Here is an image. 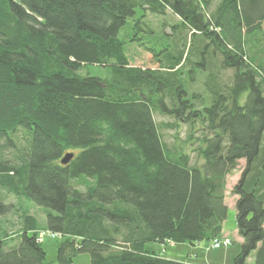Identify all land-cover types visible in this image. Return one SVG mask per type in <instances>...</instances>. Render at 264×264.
Segmentation results:
<instances>
[{
  "label": "trees",
  "instance_id": "obj_1",
  "mask_svg": "<svg viewBox=\"0 0 264 264\" xmlns=\"http://www.w3.org/2000/svg\"><path fill=\"white\" fill-rule=\"evenodd\" d=\"M147 14L157 68L131 65L118 37ZM263 24L264 0H0V216L7 195L45 216L22 211L0 264H49L42 230L63 237L56 264H183L146 245L230 244L240 160L233 264H264Z\"/></svg>",
  "mask_w": 264,
  "mask_h": 264
},
{
  "label": "rangeland",
  "instance_id": "obj_2",
  "mask_svg": "<svg viewBox=\"0 0 264 264\" xmlns=\"http://www.w3.org/2000/svg\"><path fill=\"white\" fill-rule=\"evenodd\" d=\"M130 18L127 20V24L118 32V37L125 39L126 44V54L130 58L131 65L140 66L143 68H157V64L153 63L151 55L143 49L141 43H145V46H151L154 42L161 43V35L163 32L159 26V18L150 14H147V19H143L144 23L140 25V30H135L131 26L134 23V19ZM148 21V22H147ZM160 27V26H159ZM264 29V24H263ZM151 32V33H150ZM165 32L169 33L170 29L165 28ZM129 38L136 39L134 41H129ZM92 75H99L96 68H91ZM102 75V73L100 72ZM226 75H230L229 71L225 72ZM155 121L157 123L161 121H168L167 118L155 116ZM163 134H169L170 137L175 135V131L172 130H162ZM183 134L180 133L177 137L182 138ZM171 139V138H168ZM245 166V161L240 160L238 167L234 174L228 175L226 178V193H225V205L227 207V215L222 224L221 236H226L230 239L231 243L227 247H221L217 249L210 248V242L201 241L196 244V248L192 249L188 243L182 245H159V244H147L146 248L149 250L159 251L161 256L167 259H171L183 264H233V258L239 253L241 247V238L237 233L236 227V209L235 200L236 197L231 194V189L233 185L239 179L240 173ZM4 203L9 206V210L2 216H0V239L5 238L4 233L7 236H14L20 228L19 216L22 211H25L30 216H34L40 223L44 226L45 216L44 209L34 205L31 201L27 199L26 196H21L17 199L11 195H7L4 198ZM46 230H42L45 232ZM63 237L60 236H44L43 241H40L43 250L46 253V261L49 264H56V251ZM16 245V240L8 241L3 250L7 251ZM191 249V251H190ZM189 260L191 262H189ZM90 257L88 254H79L73 259L72 264H89ZM247 264H253V254L247 259Z\"/></svg>",
  "mask_w": 264,
  "mask_h": 264
},
{
  "label": "built area",
  "instance_id": "obj_3",
  "mask_svg": "<svg viewBox=\"0 0 264 264\" xmlns=\"http://www.w3.org/2000/svg\"><path fill=\"white\" fill-rule=\"evenodd\" d=\"M44 236H51V237H54V236H60V234H57V233H52L50 231H45V232H39L38 233V241H43V238ZM229 244V240L228 239H221V240H215L212 244V248H218L219 246H227Z\"/></svg>",
  "mask_w": 264,
  "mask_h": 264
},
{
  "label": "water",
  "instance_id": "obj_4",
  "mask_svg": "<svg viewBox=\"0 0 264 264\" xmlns=\"http://www.w3.org/2000/svg\"><path fill=\"white\" fill-rule=\"evenodd\" d=\"M72 156H73L72 153L65 154L64 157L61 159L60 163L62 165L67 164L72 159Z\"/></svg>",
  "mask_w": 264,
  "mask_h": 264
},
{
  "label": "crops",
  "instance_id": "obj_5",
  "mask_svg": "<svg viewBox=\"0 0 264 264\" xmlns=\"http://www.w3.org/2000/svg\"><path fill=\"white\" fill-rule=\"evenodd\" d=\"M182 245H184V244H182ZM190 247H193L192 249H195L196 248V246H192V245H190ZM190 251H191V249H190ZM189 262H191V261L189 260ZM192 263L193 264H196V261H193Z\"/></svg>",
  "mask_w": 264,
  "mask_h": 264
}]
</instances>
